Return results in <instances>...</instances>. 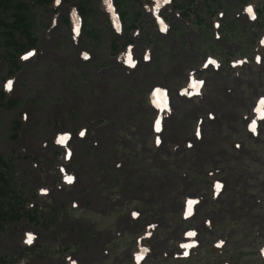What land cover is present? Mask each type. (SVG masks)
I'll return each instance as SVG.
<instances>
[{
	"label": "rangeland",
	"instance_id": "1",
	"mask_svg": "<svg viewBox=\"0 0 264 264\" xmlns=\"http://www.w3.org/2000/svg\"><path fill=\"white\" fill-rule=\"evenodd\" d=\"M31 9L0 154L39 221L4 225L0 264H264V0Z\"/></svg>",
	"mask_w": 264,
	"mask_h": 264
},
{
	"label": "trees",
	"instance_id": "2",
	"mask_svg": "<svg viewBox=\"0 0 264 264\" xmlns=\"http://www.w3.org/2000/svg\"><path fill=\"white\" fill-rule=\"evenodd\" d=\"M116 1L119 2V0ZM210 1L216 6L221 4V0ZM239 1L240 3L246 2V0ZM52 3L53 0H0V44L5 47L4 58L8 66L15 62L17 55L26 47L33 48L35 45L37 26L31 6L51 5ZM83 11L86 14V21L89 20L90 14L86 9ZM129 21L133 26L134 19ZM86 33L92 38L99 35L97 30L93 29L92 22L87 24ZM3 99L4 95L0 92V100ZM5 102L15 104L18 100L8 98ZM19 127L18 121L16 129ZM14 172L15 169L10 159L0 154V230L4 225L16 222L23 217L39 221L34 210H29L25 205V192L19 191L21 185L16 182Z\"/></svg>",
	"mask_w": 264,
	"mask_h": 264
},
{
	"label": "snow or ice",
	"instance_id": "3",
	"mask_svg": "<svg viewBox=\"0 0 264 264\" xmlns=\"http://www.w3.org/2000/svg\"><path fill=\"white\" fill-rule=\"evenodd\" d=\"M56 2L59 3V0H56ZM248 11H249V13H251V11H252L251 8H249ZM262 42H264V41H262ZM31 55H32L31 52L28 53V56H31ZM24 58L27 59V57H24ZM129 63H132V61H131V57H129ZM12 85H13V82H12V81H8V83L5 85V87L8 88V89L10 90V89L12 88ZM81 135H83V132L81 133ZM64 139H66V137H65V138H62V139L60 140V143H63V142H64ZM158 142H159V141H158ZM68 179H69V182H71L72 177H69ZM189 235H195V233H189ZM31 241H32V236L29 235V236H28V242L31 243ZM187 254H188V253L185 252V255H187Z\"/></svg>",
	"mask_w": 264,
	"mask_h": 264
}]
</instances>
